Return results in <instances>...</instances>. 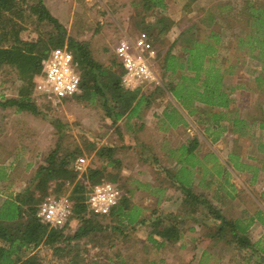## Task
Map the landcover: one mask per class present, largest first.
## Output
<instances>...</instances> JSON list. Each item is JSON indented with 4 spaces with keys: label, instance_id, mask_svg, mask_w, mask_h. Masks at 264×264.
Here are the masks:
<instances>
[{
    "label": "crops",
    "instance_id": "crops-1",
    "mask_svg": "<svg viewBox=\"0 0 264 264\" xmlns=\"http://www.w3.org/2000/svg\"><path fill=\"white\" fill-rule=\"evenodd\" d=\"M225 1L219 7L197 10V0H193V83L179 76L162 82L161 89L152 86L149 94L140 85L130 89L140 91L131 110L117 121L108 137L96 138L95 152L112 148L111 158L117 162L107 169L117 171L121 191L130 206L139 209L137 221L123 232L133 248L128 253L135 259L148 258V264L180 263L183 249L193 250V245L200 248L189 258L194 264H220L217 244L240 252L231 236H213L219 221L206 216L201 205L193 206V195L205 198L223 218L245 229L255 246L256 262L264 257V128L259 121L264 116V56L259 55L260 48L251 51L250 44L240 40L245 33L227 36L229 29L218 19L236 16L246 0H241L237 11L231 4L234 0ZM247 1L258 2L255 7L259 8L264 5V0ZM227 38H233L229 45L224 43ZM101 52H106L105 46ZM239 57L241 63H254L248 76L240 68L245 64H240ZM182 66H175L173 75L185 71ZM113 71L120 75L122 69L118 64ZM174 87L187 93L175 96L171 93ZM95 156L102 165L109 162ZM140 192L147 198L143 207L131 201ZM164 205L171 209L165 210ZM170 225L178 229L173 242L153 235L155 241L150 242L155 226ZM184 229L193 235L187 237ZM253 229L261 232L256 241ZM208 244L214 249L206 248Z\"/></svg>",
    "mask_w": 264,
    "mask_h": 264
},
{
    "label": "trees",
    "instance_id": "trees-1",
    "mask_svg": "<svg viewBox=\"0 0 264 264\" xmlns=\"http://www.w3.org/2000/svg\"><path fill=\"white\" fill-rule=\"evenodd\" d=\"M184 1L191 2L192 0ZM169 2V0H131L130 2V5L135 9L141 7L143 15H145L141 16V14L136 13L135 26L154 45L162 46L163 44L164 46L162 42L165 36L173 27L177 26L176 23L178 22H174L166 16L155 12L156 15L153 17L152 22L147 23L144 20L147 17L144 12L166 10L167 3ZM257 3L253 4L246 0L243 3L245 6L241 8L236 16L229 17L227 15L229 18L220 16L218 22L224 24L222 27L232 30L237 25L239 30H237L236 34L240 35L246 32L243 27L246 29L247 27L250 28V31L248 30V33L243 35L240 40H246V43L250 44L251 51L260 48L259 55L264 56V5L261 4L263 7L261 6L260 8L255 7L258 6L256 5ZM245 10L246 12L244 13ZM29 12L39 23L47 22L51 25L56 33L52 36L49 35L47 39V43L51 46V49L47 46L46 42V45L42 44V39L34 41L21 39L20 32L24 27L19 23L25 19L24 9L22 7L16 8V0H0V68L6 66L13 69L22 83L17 97L0 100V108H14L16 113L29 112L34 116H39L41 113L36 108L34 98L31 95L34 93V79L40 73V61L50 50L66 46L80 69L78 75L80 78L81 94L75 96V98L87 100L90 103L94 99H102L105 116L111 120V125H115L128 110H131L130 107L136 100L139 91H130L122 86L121 76L123 75V71H121L120 75L114 72L113 68L116 66L114 62H111L109 67H104L92 58L87 43L77 42L65 37L63 35V27L50 15L43 4V0H34V4L29 7ZM211 21H214V18H211ZM191 29H193V24L183 32L182 30L177 33L174 32L173 35L175 37L173 42L165 54V56L167 55L163 64L165 72L170 71L173 74L175 66L180 69L183 67V64L186 66V72H193V40H190V37L187 39V45H191L192 47L188 46V49L182 48V51L187 52V56L181 58L182 64L178 63V59L175 56L169 54L170 50L178 45L179 38ZM185 41L186 39L183 40L184 43ZM153 52L156 57L154 49ZM180 77L184 78L185 81L193 83V74L192 76L185 75ZM258 79L259 77L255 81L257 82ZM258 87L260 86L258 85ZM177 89V87H174L171 93L175 95ZM181 90L184 93L185 90L183 88ZM207 91L213 93L214 89ZM185 92L187 93V90ZM108 95L109 97H107ZM260 126L264 128V119L260 122ZM94 147L95 145L92 144L85 149L91 151ZM261 147L263 148V146ZM79 154L80 151L78 149L72 151L68 149L64 150V148L56 144L55 148L44 160L45 164L39 165L36 168L32 180L35 184H32V187L27 186L19 194L9 195L4 200H1L0 264H41L37 254H31L39 245L46 246L52 249L55 254H58L63 248L55 245L61 241L66 242L67 247H69L66 251V255H68L71 251L69 243L72 241L89 238L90 236L94 237L97 233L105 232L107 229L114 234L119 233L123 235L127 226L137 221L139 209L131 207L124 192L118 189L120 187L116 185V174L111 175L107 172V167L117 162L111 158L112 148L102 147L95 152L97 157H103L102 159L105 157L109 162L106 165L99 163L100 165L98 166L85 169L82 175L85 173L83 178L87 182V188L85 185L75 181L78 174L72 170V163L79 157ZM105 173L107 174V178L104 177ZM8 180L9 175L7 170L0 165V182L5 183ZM74 181L73 189L67 196L68 200L72 203L71 215L68 221L62 227L57 228H49L40 223L36 218L38 205L46 197L59 199L61 195L67 193L66 187ZM106 181L117 187L121 193L120 198L118 203L106 216H93L88 212L85 204L87 193L92 186ZM35 193L38 196H35ZM190 198L193 200V206L201 205L206 211V216L219 221V227L214 232L212 231L214 237L231 236L236 248L248 251L250 259L253 257L255 246L250 242L248 235L244 233V228L240 227L237 222L223 218L220 212L205 198L199 195H193ZM86 212L89 214L88 217L85 216ZM71 219H76L81 225L77 227L72 237L64 238L62 231L67 227ZM101 220H109L113 224L111 226L102 225ZM155 225L157 224L155 223ZM177 231L178 229H175L172 225L159 227L158 229L155 226L149 234L150 242L154 243L153 236L173 242L177 238ZM261 263L264 264V257L254 264ZM69 264H78V262L73 257L69 259Z\"/></svg>",
    "mask_w": 264,
    "mask_h": 264
},
{
    "label": "rangeland",
    "instance_id": "rangeland-1",
    "mask_svg": "<svg viewBox=\"0 0 264 264\" xmlns=\"http://www.w3.org/2000/svg\"><path fill=\"white\" fill-rule=\"evenodd\" d=\"M169 1L166 10L144 12L147 15L144 19L147 23L152 22L153 17L156 15L155 12L166 16L174 22H178L176 23L177 26L173 27L165 36L162 42L164 46L163 44L160 46L151 43L145 34L141 33L137 26H135L136 13L141 14V16L145 15H143L141 7L135 9L130 5L131 0H43V4L50 15L63 27V35L74 41L89 44L92 58L96 62H100L101 65L104 64V67H109L111 62L118 65L114 55V48L120 39L124 37L130 40L139 37L144 39L149 48L152 50L154 49L156 52V57L149 59L148 63L151 70L156 75L159 84L163 86L162 82L167 83V79L170 80V78H172V81H174L176 77L184 75L192 76L193 74L192 71L186 72V70L181 71L180 74L176 73L175 75L167 74L162 71L163 64L167 57L165 54L175 37L173 35L174 32L177 33L181 30L182 32L185 31L186 28L192 24L191 22L193 20V0L191 2L184 0ZM222 2L226 1L197 0L194 4V8L198 10L202 7L207 9L213 6L219 7ZM173 3H176V5ZM32 4H34V0H16V8L22 7L25 14L24 21L19 23L24 27L20 32V38L25 41L42 39V44H47L51 49V46L47 43V39L49 35H54L56 31H54L52 26L47 22L39 23L36 18L31 15L29 7ZM231 4L235 6L237 11L240 7L241 0H234ZM201 28L200 30H204L203 25H201ZM243 29L246 30L244 33L247 34L249 28L247 27L246 29L243 27ZM237 30L239 29L237 25H235L233 30L229 29L227 31V36L233 34V32H238ZM216 31L219 32L220 29ZM221 31L225 34L223 29ZM195 34H197V32ZM188 37H190V40H193V29L180 37L178 45L170 50L169 54L175 56L178 62L181 61V58L187 56V52L182 51V48L185 47L188 49V46H191L187 45ZM185 39L186 41L184 43L183 40ZM231 39L233 38H227L224 40V43L229 45ZM103 46H105L106 51L104 53L101 52ZM223 53L225 52L223 51ZM227 53L229 52L227 51L226 54ZM235 53L237 54V52H234L233 56H236ZM239 60L240 64H245L244 67L240 66V68H244L246 70L245 75L248 76L251 73H249V70L254 68L252 67L254 63L250 60L241 63L242 57H239ZM75 70L78 73L80 69L76 66ZM261 72L264 71L261 70ZM21 85L22 83L13 69L6 66L0 68V100L17 97ZM145 85L146 87H143ZM152 86L155 85L153 83L140 85L148 94ZM161 86H159L160 89L162 88ZM181 89L182 88L177 89L175 96H177V94L178 96L180 94V97L183 95V90ZM79 94H81V92ZM31 96L34 98L36 108L41 113L39 116H34L29 112L16 113L14 108H0V165L2 164L1 167H4L9 175V180L7 182H0V202L9 195L19 194L27 186L35 184L32 180L36 168L39 165L45 164L44 160L55 148L56 144L60 145L64 150L68 149L72 151L78 149L80 151L79 157L85 159V169L100 165L94 155L96 150L93 149L88 151L85 148H88L92 144L96 145L95 142H97V137H108V135L112 133L111 129L114 125H111V120L105 116L102 99H94V101L90 103L87 100H78L74 96L65 99L61 104L53 105L38 98L34 93ZM107 97H109V95ZM263 104L264 96L262 97V105ZM262 110L264 112V107H262ZM263 119L264 116L262 115L259 121ZM123 121L124 120L119 123V126L124 123ZM107 172L111 175L116 174V185H119L117 171L114 170L112 172L107 169ZM83 175L78 174L75 181L86 186L87 182L84 180ZM106 175L105 173L104 177H106ZM75 181L66 187L67 193L60 196L61 199H65L68 202L70 207L72 203L68 200L67 196L73 189ZM121 181L120 183H123ZM106 182L110 183L109 181ZM124 184H126L125 181ZM118 189L121 191L120 188ZM35 196H38V194L35 193ZM145 199L147 198L142 195V192L137 196L131 197L133 204L142 207L144 206ZM164 207L165 210L171 209L168 205H164ZM147 210L149 211V209ZM85 216L88 217L89 214L86 212ZM101 224L111 226L113 223L109 220H101ZM80 225L81 223L79 221L71 219L67 227L62 231L64 238L72 237L77 227ZM183 231L187 237L193 235V233L190 234V231L186 229ZM125 232L128 231L126 230ZM260 234V231L253 229V241L258 240L257 238ZM124 236L119 233L114 234L107 229L105 232L97 233L94 237L90 236L89 238H82L78 241L70 242L69 246L71 251L68 255H66V251L69 247H67V243L63 241L55 245L63 248L58 254H55L52 249L43 245H39L31 254L36 253L41 264H69V259L73 257L78 264H148V258L145 260L144 257L141 259L132 258L134 256L130 257L128 251L133 250L132 244L130 240H126V235ZM186 241L187 240H184L183 244ZM215 246L217 248L216 253L221 256L220 264H254L258 259V255L256 254L250 259V253L246 250H239L240 252H236L235 248L232 246L226 247L224 243L214 245V247ZM205 247L209 248V250L214 249L212 244H208ZM195 249L198 251L200 248H197V245H193V250H189L188 248L183 249L182 257L184 258H181L180 263L176 264H194L189 258L193 252L195 254Z\"/></svg>",
    "mask_w": 264,
    "mask_h": 264
},
{
    "label": "built area",
    "instance_id": "built-area-1",
    "mask_svg": "<svg viewBox=\"0 0 264 264\" xmlns=\"http://www.w3.org/2000/svg\"><path fill=\"white\" fill-rule=\"evenodd\" d=\"M116 61L123 75L121 84L125 89L138 88L139 85L161 86L149 66V59L155 57L152 49L142 38L120 39L114 48ZM74 63V65H73ZM77 63L67 47L55 48L40 61V73L34 79V94L38 98L53 104H61L65 99L80 93V78L75 70ZM85 159L78 157L72 163L77 174L85 171ZM120 191L113 184L103 182L92 186L86 196L88 212L97 217L106 216L118 203ZM71 215V207L65 199L46 197L38 205L36 218L49 228L62 227Z\"/></svg>",
    "mask_w": 264,
    "mask_h": 264
}]
</instances>
